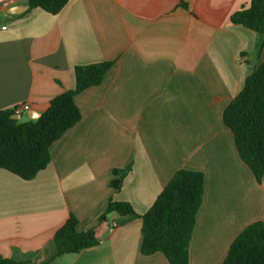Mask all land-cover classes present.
<instances>
[{
  "label": "crops",
  "instance_id": "0c3cea01",
  "mask_svg": "<svg viewBox=\"0 0 264 264\" xmlns=\"http://www.w3.org/2000/svg\"><path fill=\"white\" fill-rule=\"evenodd\" d=\"M4 2L0 112L28 104L21 120L38 118L75 89L76 66L115 64L101 85L75 98L82 119L53 143L45 170L26 181L0 169V258L169 264L161 253L141 254L140 216L181 169L205 178L189 264H221L247 226L264 222V178L258 184L241 161L223 121L264 63V49L252 55L256 34L230 20L250 0H70L55 16L30 10L28 0ZM129 165L114 192L112 171ZM111 199L137 216L102 221ZM71 215L99 245L57 257L54 235Z\"/></svg>",
  "mask_w": 264,
  "mask_h": 264
},
{
  "label": "trees",
  "instance_id": "16d2710c",
  "mask_svg": "<svg viewBox=\"0 0 264 264\" xmlns=\"http://www.w3.org/2000/svg\"><path fill=\"white\" fill-rule=\"evenodd\" d=\"M30 10L41 9L58 15L70 0H28ZM181 7L187 9L185 4ZM231 23L243 26L256 34L253 56L257 60L264 49V0H250L231 16ZM246 55V54H241ZM251 55V54H250ZM115 62H101L76 66L75 89L53 98L47 110L37 119L16 120L14 110L0 112V169L29 181L51 163L50 148L81 119L75 98L84 91L101 85ZM223 121L232 132L241 161L249 168L258 184L264 178V63L250 74L241 91L224 111ZM114 169L110 187L122 189L131 171ZM205 194L203 173L178 170L158 195L142 219L140 252L143 256L161 253L169 264H189V247L196 225V217ZM112 213L134 217L137 213L127 202L109 201L107 221ZM78 219L71 215L54 235L57 257L76 255L99 245L95 231L80 232ZM0 264H26L0 258ZM221 264H264V222L247 226L232 243Z\"/></svg>",
  "mask_w": 264,
  "mask_h": 264
},
{
  "label": "built area",
  "instance_id": "2783aa9c",
  "mask_svg": "<svg viewBox=\"0 0 264 264\" xmlns=\"http://www.w3.org/2000/svg\"><path fill=\"white\" fill-rule=\"evenodd\" d=\"M7 6H8L7 2L1 3L0 4V10L6 8ZM5 28L6 27H2V29H5ZM29 108H30V106L28 104H24L22 106L15 107L13 110H14L15 115H21V113L23 111L29 110ZM116 226H117V224L115 222L110 223L111 230L114 229Z\"/></svg>",
  "mask_w": 264,
  "mask_h": 264
},
{
  "label": "water",
  "instance_id": "95a60500",
  "mask_svg": "<svg viewBox=\"0 0 264 264\" xmlns=\"http://www.w3.org/2000/svg\"><path fill=\"white\" fill-rule=\"evenodd\" d=\"M15 10L14 9H12V10H10V13L11 14H15ZM12 118L13 119H16V120H21V116L20 115H14V116H12ZM39 118V117H38ZM34 119H37V118H32V120H34Z\"/></svg>",
  "mask_w": 264,
  "mask_h": 264
},
{
  "label": "rangeland",
  "instance_id": "374dc122",
  "mask_svg": "<svg viewBox=\"0 0 264 264\" xmlns=\"http://www.w3.org/2000/svg\"><path fill=\"white\" fill-rule=\"evenodd\" d=\"M23 118H25V116H23ZM23 121H25V119H23Z\"/></svg>",
  "mask_w": 264,
  "mask_h": 264
}]
</instances>
